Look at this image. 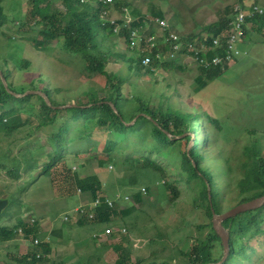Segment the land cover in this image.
Wrapping results in <instances>:
<instances>
[{"label":"rangeland","instance_id":"obj_1","mask_svg":"<svg viewBox=\"0 0 264 264\" xmlns=\"http://www.w3.org/2000/svg\"><path fill=\"white\" fill-rule=\"evenodd\" d=\"M45 1L58 17L66 14L63 0ZM77 1L82 6L92 3L88 0ZM121 1L128 2L130 9L137 10L134 17H146L149 21L150 17L159 14L177 31L199 35L208 33L210 24L230 14L229 8L234 3L243 2ZM263 1L249 0L264 6ZM0 4L4 9L3 24L0 27V80H3L1 73L8 75L7 82L12 83L11 92L22 96L27 92H44L43 89L48 88L52 98L59 101L58 104L71 105L88 100L91 93L89 89L97 90L99 98L111 95L110 90L105 87L106 78L101 75L88 77L84 71L86 60L83 55L66 50L64 38L50 45L47 50L34 48L30 38L35 32L28 24L21 25L26 19L30 20V24H34V18L30 15V0H1ZM259 24L253 25L258 30L251 32V40L256 41L240 43L241 49L246 53L214 78H208L205 73H201V69H195L193 65L184 69L186 67L183 64L176 67L171 63H159L161 65L155 64L156 68L152 69L140 63L141 67H137L133 57L139 56L143 52L142 49L147 52L155 51L154 47L146 46L145 41L138 38H135L134 45L127 46L124 38L106 37L105 31L98 33L102 46L107 45L120 56L126 54V58L122 56L118 61L112 58L107 70L126 79L121 94L127 98L123 101L122 108L128 118L136 112V106L141 100L149 102L151 107L162 105L167 109L171 105L173 109L181 108L185 112L195 111L202 114L203 127L198 130L204 149L202 165L212 174L213 184L218 190L217 199L223 212L237 205L240 199L237 181L243 176V161L248 160L245 156L246 148L257 144L258 153L264 155V21ZM146 25L154 31L160 29L152 21ZM159 45L162 48L166 46L162 42ZM37 101L38 99H34V102ZM39 104L35 105L36 113L39 111ZM23 112L27 113V110ZM209 116L212 120H209ZM135 119L129 124L135 123ZM37 124L39 120L35 119L31 124L17 127L11 138L2 134L3 142L9 143L14 150L9 152L0 146V157L5 160L14 156L19 161L21 175L19 179L14 180L4 172L0 174V188L13 183L18 191L16 196L18 195L20 200L19 205L7 211L13 214L14 218H0V227L14 229L15 232L8 239H0V245L4 244L3 250L0 249V264H24V258L31 253L44 257L43 264H119L123 258L132 263L140 260V264L163 261L185 264L192 246L208 236L211 231L209 224L213 222V218L207 215V201L201 194L202 187L196 183L197 179L189 183L178 165L181 162V151L188 149L194 140L191 132L176 137L177 141H180L178 147L177 144H170L162 151H159V148L163 146H158L151 138L129 136L127 141L133 142L126 148L116 150L113 153L114 158L103 165L100 159L105 158L101 157V153L93 158V153L89 151L71 152L65 155L67 163L60 162L50 168V172L45 171L44 163L50 159L53 150L87 148L85 140L82 141V135H92L101 141L108 138L114 140V137L108 129L92 120H84L74 127H68L64 135L52 134L53 130L60 129L59 123L57 126H50L49 131L44 127L34 130L33 125ZM207 128L210 131L209 141L203 131ZM71 129L77 131L71 135ZM175 131V124H170V130H163L169 136H173ZM140 139L142 143L135 144ZM33 141L35 151L42 145L43 149L51 153L39 154L34 168L25 171L27 162L21 153L29 154L30 149H19L27 147V144ZM102 147L103 143H100L99 150ZM145 147L147 152L129 155L131 151L139 152ZM104 150L107 151V147H104ZM151 150L153 151L150 152ZM163 152L168 154L163 155ZM144 155H156L162 170L144 167L143 157L139 159V156ZM128 157L131 158L126 159ZM72 165L79 166L78 172L72 173L69 170ZM160 172L164 173L159 175ZM94 173L102 179L105 196H113L118 192L136 194L143 186L148 187L150 184L151 189L145 196V206H140L135 199L127 201L115 196L111 199V205L116 214L111 221L104 224L95 221L78 223L81 215L77 209H73L78 206L83 209L85 204L94 199L91 200L90 195L80 193L75 174L85 177ZM71 174L68 182L67 176ZM132 176L136 177L137 183L129 180ZM166 181L177 185L180 190L177 196L168 187L162 186ZM22 187L26 188L21 193ZM6 195L3 194L0 198ZM97 197L102 198L100 195ZM104 203H107L106 200ZM102 205L103 203L97 210ZM18 214L26 224L38 222L32 234L28 235L22 226L15 228ZM106 228L110 229L109 234H105ZM252 245L257 247L255 241H252ZM259 246L258 252L262 254L264 241ZM45 247L49 248L47 252L44 251ZM215 250V254L219 256L224 252L223 245L218 243ZM14 260L17 261L13 262ZM259 263L264 264V259Z\"/></svg>","mask_w":264,"mask_h":264},{"label":"trees","instance_id":"obj_2","mask_svg":"<svg viewBox=\"0 0 264 264\" xmlns=\"http://www.w3.org/2000/svg\"><path fill=\"white\" fill-rule=\"evenodd\" d=\"M30 1L32 4L30 15L32 18H34V24H30V20L26 19L25 22H21V25L25 26L26 23L29 25L32 31L35 32L30 38L34 48H38L39 50H47L50 45L56 44L60 38H64L63 44L66 50L83 55V58L86 60L84 71L88 77L101 75L106 78L105 87L110 90L111 95L109 97L103 96L99 98V93L97 90L89 89L88 91L91 93L89 94L88 100L81 101L77 105L60 107L66 103L58 104L59 101H57L55 98H52L51 90L48 88H44L43 91L49 96L52 103L51 105H49L39 94L29 93L25 96H16L13 92H11V90H13L11 89L12 83L10 82V84H8L10 88V90H8L3 80H0V146L7 149L9 152L14 150L9 143L3 142L2 134H5L8 138H11L13 136L14 130L17 127L31 124L35 121V119L39 120V124L33 125L34 130L39 127H44L49 131L51 129L50 126H57L59 123L58 127L60 129L52 131V134L55 135H64L68 127H74L77 123H80L84 120L95 121L96 124L105 127L113 134L114 140H110L108 138L106 141L96 140L95 136L92 135H82V141L85 140L84 142L85 145H87V148H73L70 150H68V148L67 150L62 148L61 150H53L50 159L44 163V167L46 168L45 171H49L50 168L52 169L60 162L67 163L65 161L66 154L71 152L83 153L84 150L85 152L89 151L93 153V158L98 157V155L101 153V157L105 158L100 159L102 161L101 165L105 164L106 162H110L109 160L114 158L115 154L113 153L116 150L126 148L130 143L133 142L127 141L126 138L129 136L139 135L141 139H144L145 137L151 138L154 142L158 143V146H163L162 148H159V151H162L163 148L168 147L170 144H177L176 146L178 147V143L180 141H177L176 137L183 135L186 132H191L194 135V142L192 143L190 149L181 151V162L178 165H180L182 168L183 174L187 176L186 179L189 183H192L194 182L192 180L197 179L196 183L201 185V194L207 201L206 212L209 218H213V212L208 195L209 186L212 192V203L214 210L217 213H222L223 209L220 208L217 199L218 190L213 184L214 179L212 174L202 165L204 149H202V142L198 136V130L203 127V122L201 120L202 114L195 111L185 112L181 108L173 109L171 108V105L167 109H164L162 105L151 107L149 102L141 100L136 106V112H134V114L128 118L122 108L123 101L127 100V98L123 97L121 94V88L126 79L107 70V65L112 60V58L118 61L122 56L126 58V54H121L120 56L107 45L106 47L102 46L98 40V37H100L98 33L105 31L106 37L117 36L119 38H124L128 46L131 41L130 36L134 30H138L139 34L147 31L150 32V34L155 35L154 30L151 29L150 26L146 25L149 24V22L151 23V20H143V17H134V14L137 12V10L130 9L128 7L130 4L121 0H112V2L92 0L90 2L93 3H91L93 8L89 3H87L86 6H82L77 0H63L66 14L62 17H58L57 14L53 13L49 3H45V0ZM125 7H128V14L131 17V21L127 23L124 21L126 11L123 8ZM229 10L230 14L224 16L219 21L210 24L207 33L209 36L207 42H211L212 37L221 33H225V31L229 29L230 22L233 18L232 6L229 8ZM94 11L96 14L93 15ZM102 11L107 13L104 19L102 18ZM118 13L119 16H117ZM3 14L4 9L0 4V27L3 24ZM155 15L163 17L159 14ZM114 18L116 19L115 23L112 22ZM171 20L173 19L171 18ZM260 21H264V15L252 19L254 26L260 25ZM117 25H120L121 27L119 31H115ZM170 26L175 29L172 24H170ZM262 27H264V25ZM247 30L248 27L246 29V35L248 34ZM197 36L202 35L198 34ZM189 38L192 39L193 37L190 36ZM157 43L158 41H156V44ZM154 49L155 51H151V53L155 52V54H157L158 52H163L160 47L155 46ZM242 52L243 54L246 53L244 50H242ZM212 54L213 52H210L209 56ZM241 56L237 57L235 61H237ZM142 57L143 54L133 57L135 66H140ZM171 64L178 67L174 63ZM26 65H28V63ZM222 69L223 68L221 67L212 68L209 70L201 69V73H205L208 78H214L225 71ZM3 76L6 78V80H8V75L3 74ZM34 99H38V101L34 102ZM38 103H40L38 106L39 111L36 113L35 105ZM24 110H27V113H24ZM134 118H136L135 123L129 124L134 120ZM209 120H212L210 116ZM170 124H175L176 127V131L173 136H169L163 132L164 129L170 130ZM74 131L76 132L77 130L71 129L70 134L72 135ZM203 131L206 133L207 141H209V129L207 128ZM141 139L135 142V144L142 143ZM189 139L190 137L188 136L187 140L189 141ZM13 143L14 140L12 139L11 144ZM34 143V141L29 142L27 147H20L19 149L21 151L24 149H30L29 154L26 152L21 153V156H23L27 162L25 171L34 168V165L39 160V157H37L39 154L42 155L45 153H51L43 149L42 145H39L38 148L40 149L35 151V148L33 147ZM50 143L53 144L51 141ZM100 143H103L101 150L98 148ZM104 147H107V151L104 150ZM146 147L145 149H141L139 152L131 151L129 155L145 153L147 152ZM152 151L153 150L150 152ZM165 154L168 153L163 152V155ZM27 155L29 156L26 157ZM155 156L153 155L150 157L148 155H144L139 156V159H142L141 157H143V166L146 168L162 170V167L158 163ZM245 156L248 158V160H244L241 165L243 176L237 181V188L240 194L238 204L264 195V155H260L258 153L257 144H252L246 148ZM130 158L131 157H128L126 159ZM5 160L0 157V174L2 175L4 172L14 180L19 179L21 175L19 161L14 156L8 157ZM69 170H71L72 173H76L79 170V166L75 167L72 165L69 167ZM161 173L164 172H160L159 175H161ZM75 175H77L76 183L80 188V193L90 195L91 200L100 198L97 197L100 195L102 197L100 199H102L103 203L92 219H89L80 213L82 206L75 207L73 210L77 209L79 215H81V217L78 218V223L80 224H86L87 222L90 223L93 221L104 224L105 222L107 223L111 221L115 217L116 211L113 210L114 208H110L111 206H108L107 203H104L105 199L111 200L113 197L118 196L120 198H125L128 201L132 198L135 199L141 206L144 205L147 199L145 196L151 189L150 184H148V187L143 186L145 190L141 188L136 192V194L130 195L127 193L118 192L113 196H105V193L103 192V182L98 174L94 173L85 177L79 176L78 174ZM159 175L157 176L159 177ZM71 176L72 174L67 176L68 182L70 181ZM129 180H131L132 183L138 182L134 176L130 177ZM162 186L165 188L168 187L175 196H177L180 191L174 182L169 183L166 181L164 184L162 183ZM25 188L26 187H22L20 192L22 193ZM6 189L9 190L6 191ZM17 192L18 191L16 190L15 186H13V183L7 184L5 187L0 188V196L7 194L6 197L10 200L9 206L6 208V211H3L0 218H8V220L14 218L13 214H9L7 211L13 206L20 204V200L18 198L19 196H16ZM19 215L20 214L17 215L18 218L15 221V228L22 226L25 228V231L28 235L32 234V232L38 226V222L36 221L31 224H26L24 219ZM209 225L211 231L209 232L208 236L205 239H200L192 246V250L187 254L185 264H213L222 260L224 252L219 256L215 254V248L217 247V244L220 243L223 245L221 237L215 231L213 223L211 222ZM132 226H134V224H132ZM223 226L228 230L230 235V248L229 254L224 259L222 264H260L259 261L264 259V252L259 254L257 248L260 247L259 244L264 241V237L261 236L264 235V205L260 208L248 210L238 214L235 217L226 219L223 221ZM13 234H15L14 229H9L5 226L0 227V239H8L12 237ZM252 241H255L257 247L252 245ZM48 250V247L44 248L45 252ZM44 261V257H38L34 253H31L24 258V264H43ZM140 263V260L132 263L124 260L123 258L119 264ZM150 264L173 263L169 261H163L159 263L152 262Z\"/></svg>","mask_w":264,"mask_h":264},{"label":"built area","instance_id":"obj_3","mask_svg":"<svg viewBox=\"0 0 264 264\" xmlns=\"http://www.w3.org/2000/svg\"><path fill=\"white\" fill-rule=\"evenodd\" d=\"M88 1L90 2L92 0ZM103 1L112 2V0ZM123 9L126 11L124 21L126 23L130 22L131 17L128 14L127 7ZM102 12V18L104 19L107 13L105 11ZM263 14L264 8L257 3H249L247 0L234 3L232 5L233 18L230 22L229 29L225 33L212 37L211 42H207L209 38L207 33L202 34V36H197L198 34L180 33L170 26L166 18L154 15L149 19L159 26L161 34H158V31L155 32V35L147 31L139 34L138 30H134L130 36V44L134 45L135 38H138L144 40L146 46L150 48L155 46L160 47V42L166 45L163 48L160 47L163 52H158L157 54L142 49L143 52L141 54H143V57L141 59V65L152 69L156 68L154 66L155 64L174 63L177 66L183 64L186 68L193 65L195 69L209 70L221 67L223 68L222 70H225L237 57L243 54L240 43L246 38L247 27L252 26L250 19L262 16ZM115 20L114 18L112 22L115 23ZM120 28V25H117L115 31H119ZM190 36L193 38L190 39ZM156 41H158L157 44ZM210 52H213L211 56H209ZM143 190L145 189L143 188ZM105 200L108 206H112L110 199ZM101 203L100 198L94 199L89 204H85V207L80 213L93 218ZM109 232L110 229L106 228L105 234Z\"/></svg>","mask_w":264,"mask_h":264},{"label":"water","instance_id":"obj_4","mask_svg":"<svg viewBox=\"0 0 264 264\" xmlns=\"http://www.w3.org/2000/svg\"><path fill=\"white\" fill-rule=\"evenodd\" d=\"M1 76H2V79H3L4 83H5V86L7 88H9L8 82H7L6 78L3 77L2 73H1ZM29 93L30 92H27V93H25L22 96H25V95H27ZM36 93L39 94V95L41 94V96L46 100V102L49 105L52 104L51 101H50V98L48 97L47 94H45L44 92H41V91H36ZM70 105L71 104H65V105H61L60 107L70 106ZM191 144L189 145L188 149L191 148ZM208 195H209L210 204H211V208H212V212H213V222H212L213 223V227H214L215 231L221 237V240H222V243H223V246H224V256H223L222 260H220L217 263H213V264H222L224 259L228 256L229 248H230V244H229L230 235H229L228 230L223 226V221H225L228 218L235 217V216H237L238 214H240L242 212L260 208L261 206L264 205V195L260 196L258 198H255L253 200H250V201L239 203V204L233 206L232 208H230L229 210H226V211H224L222 213H217L214 210L213 203H212V193H211L210 186H209V194ZM9 203H10L9 198H7V197L0 198V216L3 213V211L9 206Z\"/></svg>","mask_w":264,"mask_h":264},{"label":"crops","instance_id":"obj_5","mask_svg":"<svg viewBox=\"0 0 264 264\" xmlns=\"http://www.w3.org/2000/svg\"><path fill=\"white\" fill-rule=\"evenodd\" d=\"M248 2H249V0H247ZM264 2V1H263ZM249 3H251V2H249ZM143 20H148V18H146V17H144V19ZM248 29H249V31H248V34L246 35V38H245V40L243 41V43H249V42H255L256 40H251V32L252 31H255L257 28L256 27H254V26H248ZM154 30V29H153ZM158 31V34H161V30H157ZM256 37V36H255ZM250 38V39H249ZM184 69H189V68H184ZM8 245V244H7ZM3 248H4V244L2 243L1 245H0V249L1 250H3ZM17 261V260H16ZM15 260L13 261V262H16ZM6 263H7V261H5ZM18 263V262H17ZM19 264V263H18Z\"/></svg>","mask_w":264,"mask_h":264},{"label":"clouds","instance_id":"obj_6","mask_svg":"<svg viewBox=\"0 0 264 264\" xmlns=\"http://www.w3.org/2000/svg\"><path fill=\"white\" fill-rule=\"evenodd\" d=\"M253 3H256V2H253ZM257 4H259V3H257ZM259 5H261V4H259ZM262 6V5H261ZM263 8H264V6H262ZM128 8V7H127ZM264 15V14H263ZM260 17V16H259ZM255 18V17H254ZM253 18V19H254ZM250 21H251V25L253 26V22H252V19H250ZM151 29H153L152 27H151ZM256 30H258V29H256ZM154 32H156V31H154ZM243 43V42H242ZM241 48V47H240ZM194 142V140H192V143Z\"/></svg>","mask_w":264,"mask_h":264},{"label":"bare ground","instance_id":"obj_7","mask_svg":"<svg viewBox=\"0 0 264 264\" xmlns=\"http://www.w3.org/2000/svg\"><path fill=\"white\" fill-rule=\"evenodd\" d=\"M111 208H112V206H111ZM107 234H109V233H107Z\"/></svg>","mask_w":264,"mask_h":264}]
</instances>
